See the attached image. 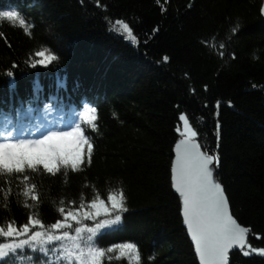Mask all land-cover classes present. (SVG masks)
Listing matches in <instances>:
<instances>
[{"label":"trees","instance_id":"1","mask_svg":"<svg viewBox=\"0 0 264 264\" xmlns=\"http://www.w3.org/2000/svg\"><path fill=\"white\" fill-rule=\"evenodd\" d=\"M261 1L0 0L1 6L18 9L28 29L0 20L1 104L31 100L39 93L50 98L57 86L43 79L67 74L70 93L79 91L82 99L98 105L91 114L97 117L95 124L85 133L93 145L91 164L76 171H25L36 201L24 194L23 176L0 172V227L22 225L28 217L50 225L63 220L62 207L65 214L79 215L93 200L123 191L129 211L122 214V225L111 228L116 230L111 237L110 229L101 230L93 244L106 251L114 244L132 243L139 259L106 251L102 264H199L172 188L170 170L179 140L175 128L179 115L186 114L198 138L203 142L206 137L214 146L219 112V178L235 218L249 229L250 245L264 248ZM117 20L129 25L132 36ZM41 51L57 59L33 68ZM10 69L16 89L8 92ZM55 117L57 112L50 114ZM47 247V254L39 248L17 249L0 262L71 264L62 249L57 251L60 241ZM230 264H264V256L234 252Z\"/></svg>","mask_w":264,"mask_h":264},{"label":"snow or ice","instance_id":"2","mask_svg":"<svg viewBox=\"0 0 264 264\" xmlns=\"http://www.w3.org/2000/svg\"><path fill=\"white\" fill-rule=\"evenodd\" d=\"M261 11L264 12V9ZM0 20L13 23L18 21L20 27L28 31L17 11H0ZM116 23L132 36L128 24L121 20ZM232 31L236 32L237 28L234 27ZM220 47L224 48L225 45L221 44ZM36 56L40 59L32 64L33 68L37 63L46 64L57 59L43 51L37 52ZM168 59L167 56L164 57L165 61ZM6 75L12 77L13 70L7 71ZM219 106L220 101H217L216 107ZM90 113H95V109L85 110L83 119L94 126L97 117ZM216 117L214 146L208 145L206 137L203 142L198 138L199 134L190 126L186 114L179 115L181 123L175 128L179 142L175 144V164L172 170L174 187L179 194L178 201L182 200L183 221L191 233L201 264H230V253L234 249H239L244 256L252 253L264 256V248L257 249L250 245L249 229L241 226L235 218L227 189L219 178L222 163V123L218 118L219 112ZM92 154L93 145L85 139L81 125L77 124L72 131L49 130L38 139L6 138L0 141V172L23 176L25 170L35 171L40 166L46 173H55L60 168L69 167L76 171L82 164H91ZM23 180L24 194H31V200L36 201L38 197L35 186L27 183V176H23ZM124 205L125 193L121 191L118 195L108 196L107 200H93L89 210L79 215L76 211L65 214L62 207L59 212L63 220L58 219L50 225L42 223L40 219L28 217L22 225L0 227V237L7 241L0 243V258L25 247L33 250L39 248L47 254V246L60 241L61 248L57 251L62 249L63 258L71 264H102L106 251L118 252L119 256L127 253L130 260L138 261L136 246L132 243L114 244L106 251L93 244L94 237L101 230L122 225V214L129 211ZM80 207L85 205L81 204ZM85 221L93 222L94 226ZM72 222L77 225L74 229ZM70 230H74V236L70 234Z\"/></svg>","mask_w":264,"mask_h":264},{"label":"water","instance_id":"3","mask_svg":"<svg viewBox=\"0 0 264 264\" xmlns=\"http://www.w3.org/2000/svg\"><path fill=\"white\" fill-rule=\"evenodd\" d=\"M178 142H179V141H178ZM174 147H175V146H174ZM173 159H174V160H173V162H172V169H171V171L174 169V164H175V149H174V158H173ZM171 182H172L173 192L176 193V192H175V187H174V173H173V171H172ZM176 195L178 196L179 194L176 193ZM179 205H181V216H182V200L179 201ZM182 220H183V216H182ZM183 224H184V227H185L186 232H187V234H188V238L190 239V241H191V243H192V245H193V250H195L196 259L199 261V254H198V252H197L196 249H195V243H194V241L191 239V233L187 230V225H186V223H185L184 221H183ZM248 238H249V237H248ZM235 251H240V250H239V249H234V250L230 253V255L233 254ZM199 264H201L200 261H199Z\"/></svg>","mask_w":264,"mask_h":264},{"label":"bare ground","instance_id":"4","mask_svg":"<svg viewBox=\"0 0 264 264\" xmlns=\"http://www.w3.org/2000/svg\"><path fill=\"white\" fill-rule=\"evenodd\" d=\"M175 149V148H174ZM249 237V236H248ZM248 240H249V238H248Z\"/></svg>","mask_w":264,"mask_h":264},{"label":"rangeland","instance_id":"5","mask_svg":"<svg viewBox=\"0 0 264 264\" xmlns=\"http://www.w3.org/2000/svg\"><path fill=\"white\" fill-rule=\"evenodd\" d=\"M196 256V255H195ZM198 261V260H197ZM198 263H199V261H198Z\"/></svg>","mask_w":264,"mask_h":264}]
</instances>
